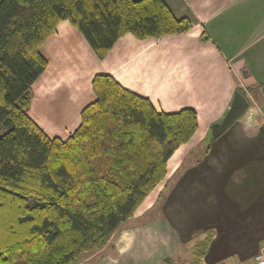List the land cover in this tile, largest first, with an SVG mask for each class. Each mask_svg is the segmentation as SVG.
Returning <instances> with one entry per match:
<instances>
[{
	"label": "crops",
	"instance_id": "obj_1",
	"mask_svg": "<svg viewBox=\"0 0 264 264\" xmlns=\"http://www.w3.org/2000/svg\"><path fill=\"white\" fill-rule=\"evenodd\" d=\"M164 1L177 18L191 21L190 32L158 40L126 35L101 60L65 21L42 48L49 66L33 85L29 115L49 137L75 132L100 74L149 99L158 112H197V133L171 156L165 181L107 246L73 264H195V245L207 237L214 251L258 264L264 206L254 209L258 197L249 203L247 197L256 187L264 192V0ZM239 89L255 99L227 135L213 139L212 126ZM190 222L203 230L192 235ZM252 248L254 255L244 256Z\"/></svg>",
	"mask_w": 264,
	"mask_h": 264
},
{
	"label": "trees",
	"instance_id": "obj_2",
	"mask_svg": "<svg viewBox=\"0 0 264 264\" xmlns=\"http://www.w3.org/2000/svg\"><path fill=\"white\" fill-rule=\"evenodd\" d=\"M65 21L101 60L126 35L158 40L193 27L164 0H0V264H73L103 249L198 130L195 109L158 112L100 74L75 132L46 135L29 115L32 88L49 66L42 48ZM209 245L198 242L195 259Z\"/></svg>",
	"mask_w": 264,
	"mask_h": 264
},
{
	"label": "rangeland",
	"instance_id": "obj_3",
	"mask_svg": "<svg viewBox=\"0 0 264 264\" xmlns=\"http://www.w3.org/2000/svg\"><path fill=\"white\" fill-rule=\"evenodd\" d=\"M251 96H252V94H251ZM249 98V99H248ZM248 101H249V103H251L252 101V99L251 98H253V99H255L253 96L252 97H250V95L248 96ZM228 133L227 132H225L223 135H227ZM177 179L178 178H175L174 180H173V183L174 182H176L177 181ZM252 188H254V187H252ZM257 198L258 197V200H257V202H255V203H253L252 204V206L254 207V209H256L257 207L259 208V207H263L264 206V200H263V198H264V192H263V190L261 189V188H255V189H253V190H250L249 191V196L247 197V201H248V203L250 202V201H253V199L254 198ZM253 211H257V210H253ZM252 212V211H251ZM163 213V211L161 210V211H159V214H162ZM172 216V215H171ZM169 218H170V216H169ZM170 220H171V222H173V224H175V226H177V224L175 223V221L174 220H172L171 218H170ZM188 228L190 229V232H191V234L192 235H195V234H197V233H199L200 231H202L203 229L200 227V229H199V224H191V222L190 223H188ZM178 227V226H177ZM199 229V230H198ZM185 246L183 245V248H184ZM209 248V247H208ZM224 249H227L226 247H223ZM259 250V249H258ZM254 253H255V248H252L250 251H248L247 253H245L244 254V256H250V255H254ZM188 258L189 259H191L192 260V256H189L188 255ZM193 258H194V261H195V264H201V262H203L204 261V259H202V260H198L197 258L195 259V257L193 256ZM208 261L209 263H211V262H216V261H220V262H225V263H227V262H230V261H233L235 264H240V262H239V260H238V258H237V256H235V259H233V253L232 252H228V251H214V249H212V248H209V251H208V254H207V257H206V259H205V261ZM253 263H254V261H253ZM203 264H204V262H203Z\"/></svg>",
	"mask_w": 264,
	"mask_h": 264
},
{
	"label": "water",
	"instance_id": "obj_4",
	"mask_svg": "<svg viewBox=\"0 0 264 264\" xmlns=\"http://www.w3.org/2000/svg\"><path fill=\"white\" fill-rule=\"evenodd\" d=\"M249 107L247 97L240 91H236L232 103L221 122L215 123L211 128V136L213 139L223 135Z\"/></svg>",
	"mask_w": 264,
	"mask_h": 264
},
{
	"label": "built area",
	"instance_id": "obj_5",
	"mask_svg": "<svg viewBox=\"0 0 264 264\" xmlns=\"http://www.w3.org/2000/svg\"><path fill=\"white\" fill-rule=\"evenodd\" d=\"M255 259L258 264H264V242L262 243L259 254Z\"/></svg>",
	"mask_w": 264,
	"mask_h": 264
}]
</instances>
